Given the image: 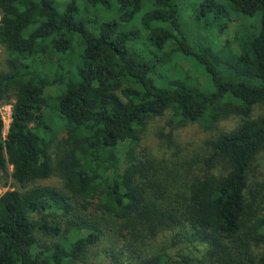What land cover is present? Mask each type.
Segmentation results:
<instances>
[{"label":"trees","instance_id":"16d2710c","mask_svg":"<svg viewBox=\"0 0 264 264\" xmlns=\"http://www.w3.org/2000/svg\"><path fill=\"white\" fill-rule=\"evenodd\" d=\"M187 7L206 29L255 22L234 28L235 49H216L191 42ZM0 43V102L15 99L6 137L0 113V174L12 167L20 187L0 199V264H74L103 234L94 206L131 248L168 230L173 245L206 246L204 260L181 264H264V213L248 203L264 150V115L251 117L264 104V0H0ZM190 60L207 88L182 68ZM168 111L207 130L241 117L211 141L210 161L225 160L228 175L172 190L164 161L138 151L147 121ZM53 176L62 188L36 185ZM137 259L177 264L165 253Z\"/></svg>","mask_w":264,"mask_h":264},{"label":"rangeland","instance_id":"374dc122","mask_svg":"<svg viewBox=\"0 0 264 264\" xmlns=\"http://www.w3.org/2000/svg\"><path fill=\"white\" fill-rule=\"evenodd\" d=\"M93 14L95 13L93 12ZM190 14L187 7L183 15V23L191 42L210 44L211 46L215 42L216 49L224 47L226 42H232V48L235 49L234 28L238 24H252L255 22L253 19L234 17L228 29L221 32L219 24L214 25L213 28L206 29L203 24H197L195 18L191 17ZM130 28L140 30V45L143 44L142 50L148 51L144 46V31L137 24H132ZM121 30L126 31L125 29ZM3 60L4 53L2 52L0 69L3 68ZM55 60L54 57L53 61ZM50 62L52 61H49L48 57L42 61L44 65ZM181 65L192 77L198 78L202 89L209 86L208 77L194 61H181ZM14 102L13 96L0 102V111L4 117L6 127ZM172 115V112L168 111L161 116L150 118L147 121L138 148L140 155L151 154L158 160L164 161L165 170L163 174L169 185L174 186L172 190L182 188V191H185L191 181L196 178L200 179L205 176L218 178L228 175L230 168L225 160L216 159L213 162L210 161L213 155L211 141L222 133H229L237 129L241 124V117L231 116L225 118L214 125L211 130H207L201 123H189L178 126L171 121ZM262 115H264V104L255 105L251 117L257 118ZM7 132L8 130L5 128L4 136L7 135ZM62 137L63 135L59 136L60 139ZM123 164L125 166L126 161ZM12 171V167L8 166L7 173L3 179H1L2 175L0 174V182L7 191L20 190L18 184L12 179ZM36 185L62 188L63 181L59 177L53 176L48 180L37 182ZM248 203L253 205L258 213H264V150L261 151L253 164L250 174ZM89 214L95 221H98L103 234L100 236L99 242L77 259L74 264H138V255L145 251L150 254L165 253L177 264H181L185 257H191L195 261L205 259V245L186 240H182L179 245H173L174 233L168 230L159 234L156 238L147 239L144 243L140 241L136 248H131L129 246L130 243L127 241L130 236L125 235L126 232H124L122 237L120 222L117 219L108 216L103 217L95 206L90 207ZM86 234H79V236L83 237Z\"/></svg>","mask_w":264,"mask_h":264},{"label":"built area","instance_id":"2783aa9c","mask_svg":"<svg viewBox=\"0 0 264 264\" xmlns=\"http://www.w3.org/2000/svg\"><path fill=\"white\" fill-rule=\"evenodd\" d=\"M1 53H2V45L0 43V56H1ZM11 107V106H10ZM9 109V108H8ZM11 110H13V106L11 107ZM1 113V111H0ZM10 119L8 121V124H7V127H6V124H5V120H4V117L2 116V119H3V122H4V129L7 128V130H9V127H10V123H11V120H12V111L10 112ZM2 115V113H1ZM8 133V132H7ZM3 135H4V130H3ZM7 136V135H6ZM4 136V137H6ZM8 192L7 189L1 184L0 182V199L4 196V194Z\"/></svg>","mask_w":264,"mask_h":264}]
</instances>
